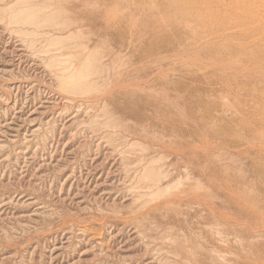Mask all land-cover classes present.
Listing matches in <instances>:
<instances>
[{
	"label": "rangeland",
	"instance_id": "1",
	"mask_svg": "<svg viewBox=\"0 0 264 264\" xmlns=\"http://www.w3.org/2000/svg\"><path fill=\"white\" fill-rule=\"evenodd\" d=\"M167 1L0 0V264L264 263V37Z\"/></svg>",
	"mask_w": 264,
	"mask_h": 264
},
{
	"label": "bare ground",
	"instance_id": "2",
	"mask_svg": "<svg viewBox=\"0 0 264 264\" xmlns=\"http://www.w3.org/2000/svg\"><path fill=\"white\" fill-rule=\"evenodd\" d=\"M157 1V0H156ZM177 1V0H176ZM180 1V5L179 6H181V2H183V4L186 2L187 4H188V6L190 5L191 6V9H189L188 10V6L186 7V5L183 7V4H182V7H183V10H181V9H179V11L180 12H182V13H184L185 15H188V16H190V13L192 14L194 11H196V14H197V16H198V18L199 17H202V13H209L210 15H215V17H221V15L220 14H222V13H230V16L232 17V20L234 19L235 20V22H234V25H237V26H239L238 28L240 29V32L241 33H244L246 36H252V35H261L259 38H257V39H254V42H253V44H256L257 46H262L263 45V43H262V41H261V39L264 37V0H178V2ZM167 2H169V0L167 1ZM172 2V4H174L173 2H175V0L174 1H171ZM171 2L170 3H164L165 5L163 6L164 7V9H162L164 12L165 11H167V9H169V7H170V5H172L171 4ZM200 2V3H199ZM143 3H144V1H143ZM147 2H145V4H146ZM140 4H141V2H140ZM144 4V5H145ZM149 4V3H148ZM147 4V7L148 6H150L151 7V5H148ZM152 4V3H151ZM163 4V3H162ZM176 4V3H175ZM175 4H174V6H175ZM178 4V3H177ZM176 4V5H177ZM155 5V4H154ZM189 6V7H190ZM150 7H148V8H150ZM152 7H154V8H156V5L155 6H153L152 5ZM161 7V6H160ZM176 7V6H175ZM187 8V10L186 9H184V8ZM153 8V9H154ZM172 8V7H171ZM152 11H153V9L152 8H150ZM156 9H158V7L156 8ZM173 11L175 10V9H172ZM156 11V10H155ZM154 11V12H155ZM159 11V10H158ZM171 10H169V12H170ZM179 11H174V13H176V14H180V12ZM190 11V13L188 14V12ZM160 12V11H159ZM168 13V12H167ZM172 13V12H171ZM226 13V15H228ZM166 14V13H165ZM170 14V13H169ZM169 14H167L168 16H169ZM86 16V15H85ZM154 16H155V14H154ZM84 17V16H83ZM87 18H89L88 16H86ZM173 17H175V15H173ZM179 17H182V16H179ZM186 17V16H185ZM230 17V18H231ZM169 18V20H170V17H168ZM168 18H164L165 20H163V24H160V26L162 25L163 27H165L166 26V24H167V27H174V25L176 24V28L179 30V26H181V23L179 22V19H176V20H178V22L177 23H175V22H173V23H170L169 22V20H168ZM175 18H177V16L175 17ZM191 18V17H190ZM203 18V17H202ZM201 18V19H202ZM214 18V17H213ZM222 18V17H221ZM83 19V18H82ZM86 19V18H85ZM93 19V18H92ZM149 19H150V17H149ZM163 19V18H162ZM188 19V18H187ZM192 19H194V18H192ZM224 19V18H223ZM225 19H227V18H225ZM224 19V20H225ZM88 20V19H87ZM194 20H196V19H194ZM199 21H200V19H198ZM204 20H206V19H204ZM216 20V19H215ZM231 20V21H232ZM233 20V21H234ZM90 21H92V20H89V23H90ZM182 21V20H181ZM218 21V20H217ZM230 21V22H231ZM219 22V21H218ZM225 22V21H224ZM87 23V22H86ZM175 23V24H174ZM250 24H253V26H254V31H251V30H249L250 29ZM81 25V24H80ZM84 25V24H83ZM89 25V24H88ZM223 25V24H222ZM111 26H114L115 27V33H114V37L116 38V41H120V37H121V34H122V27H121V25H117L116 26V24H114V25H111ZM225 26V25H224ZM232 26H233V24H232ZM113 27V28H114ZM231 27V26H230ZM76 28V27H75ZM160 28V27H159ZM225 28V27H224ZM233 28V27H232ZM111 29V28H110ZM110 29H108V30H110ZM182 30H183V27L181 28ZM229 29V28H228ZM114 30V29H113ZM226 31H227V29H225ZM134 31V30H133ZM229 32H231V31H229ZM237 32V31H236ZM235 32V33H236ZM143 33V32H142ZM229 33H226V35H228ZM231 34V33H230ZM225 35V33H224V38H228L227 36ZM232 35V34H231ZM141 37V35H139V38ZM114 38V39H115ZM229 38H231V37H229ZM250 38V37H249ZM150 39V38H149ZM152 39V38H151ZM226 39H224V40H226ZM148 40V39H147ZM156 40V39H155ZM229 40V39H228ZM152 41H154V40H152ZM227 41V40H226ZM228 42V41H227ZM157 43V42H156ZM215 43V42H214ZM251 43V42H250ZM167 43H162L161 44V46H163V48H165V49H169V46H168V44L166 45ZM253 44H251V45H253ZM172 47H173V44H172ZM151 49H153V47H150V48H142V47H137L136 48V50H135V55H136V57H137V59H140V61H144L145 59H147V60H151L150 59V55L149 54H151L152 52H151ZM149 53V54H148ZM158 59V58H157ZM153 60V59H152ZM156 60V59H155ZM194 60H196V59H194ZM143 66V65H142ZM161 67V66H160ZM133 68V67H132ZM149 68V67H148ZM163 68V67H162ZM165 68V67H164ZM135 69V68H134ZM151 69V68H150ZM147 70H149V69H147ZM164 70V69H163ZM168 70V69H167ZM128 71V70H127ZM143 71V70H142ZM162 71V70H161ZM119 72V71H118ZM117 72V73H118ZM116 73V74H117ZM125 73V72H124ZM115 74V75H116ZM121 74V73H120ZM142 74V73H141ZM114 75V74H113ZM118 75V74H117ZM144 75H147V72L146 71H144ZM155 75V74H154ZM121 76H122V74H121ZM129 76V75H128ZM153 76V75H152ZM117 77L115 76V79H116ZM123 78V77H122ZM132 78H134V77H132ZM149 78V77H148ZM119 79L121 80V77H119ZM135 79H138V78H135ZM147 79V78H146ZM150 79V78H149ZM117 80V79H116ZM116 80H114V81H116ZM120 80H119V82H120ZM141 80V79H140ZM144 80V79H143ZM148 80V79H147ZM124 81V80H123ZM138 81V80H137ZM146 81V80H145ZM139 82V81H138ZM149 82H151V80L149 81ZM131 83H132V79H131ZM134 83V82H133ZM177 84H179L178 82H176ZM124 84V83H123ZM123 84H120V83H118V89H121L122 87H125L126 85H123ZM149 84V83H148ZM174 84V83H173ZM172 84V85H173ZM177 84H176V87H177ZM132 86V85H131ZM136 87H137V84L135 85ZM149 86V85H148ZM113 88V87H112ZM115 88V87H114ZM128 88V87H127ZM138 88H141V87H138ZM145 88V87H144ZM124 89V88H123ZM123 89H122V91H123ZM134 91L135 90H137V89H133ZM116 91V90H115ZM138 91V90H137ZM119 92V91H118ZM121 92V91H120ZM136 92V91H135ZM112 93V92H111ZM110 93V94H111ZM116 93V92H115ZM132 94L133 93H129V92H126V96H129V95H131L132 96ZM134 95V94H133ZM108 96V95H107ZM111 97V96H110ZM113 97V96H112ZM141 99V98H140ZM148 99V98H147ZM192 99V98H191ZM116 100V99H115ZM127 100H128V98H127ZM150 100V99H149ZM151 101V100H150ZM147 102V101H146ZM135 103H136V101H135ZM139 103V102H138ZM145 103V102H144ZM143 103V104H144ZM149 103V102H148ZM150 104V103H149ZM144 105H146V104H144ZM149 106V105H148ZM139 107V106H138ZM147 107V106H146ZM194 107H195V105H194ZM139 110V109H138ZM136 112V111H135ZM138 112V111H137ZM200 113V112H199ZM177 114H178V112H177ZM144 115V114H143ZM181 116V115H180ZM172 119V118H171ZM175 119V118H174ZM179 119V118H178ZM184 119V118H183ZM169 122H171L169 119H167ZM181 120V119H180ZM179 120V121H180ZM185 120V119H184ZM165 121H166V119H165ZM176 121V120H175ZM184 122V121H183ZM164 123V122H163ZM166 123V122H165ZM164 123V124H165ZM185 123H186V121H185ZM167 124H169V123H167ZM179 124V123H178ZM171 126H173L172 124H171ZM169 127V126H168ZM181 127H182V125H181ZM164 128H165V125H164ZM184 128V127H183ZM175 129V128H174ZM173 130V129H172ZM178 130V129H177ZM168 131V130H167ZM166 131V132H167ZM176 131V130H175ZM183 132V131H182ZM168 133V132H167ZM170 133V132H169ZM168 133V134H169ZM172 133H175V132H172ZM183 134V133H182ZM163 144V146H164V144L165 143H162ZM172 144V143H171ZM173 145V144H172ZM171 145V146H172ZM194 145V144H193ZM196 145V144H195ZM171 146H169V147H171ZM173 147V149L175 148L174 146H172ZM252 147V146H251ZM166 148V150H167V147H165ZM178 148V147H177ZM163 149H164V147H163ZM178 150V149H177ZM164 151V150H163ZM179 151V150H178ZM182 151V150H181ZM196 152V151H195ZM194 152V153H195ZM190 153V152H189ZM187 154V153H186ZM193 154V153H192ZM183 155V154H182ZM185 155V154H184ZM194 155V154H193ZM198 155V154H197ZM187 156V155H186ZM197 201L200 203V204H202V201L200 200V199H197ZM211 209L212 210H215V209H213L212 207H211ZM210 210V209H209ZM218 211V210H217ZM216 213V212H215ZM243 213H245V210H244V212ZM219 215V214H218ZM222 214H220L219 216H221ZM242 215V214H241ZM223 216H224V214H223ZM228 216V215H227ZM227 216H225V217H227ZM231 216V215H230ZM243 216V215H242ZM218 217V216H217ZM234 217V216H233ZM244 217V216H243ZM246 217V216H245ZM223 218V217H222ZM239 218H241V217H239ZM227 219H229V218H227ZM222 220H224V219H222ZM226 221V220H225ZM231 221V220H230ZM239 221V220H238ZM224 222V221H223ZM240 222V221H239ZM228 223H230V222H228ZM242 223V222H241ZM231 224H232V222H231ZM234 225H236L235 223H233ZM243 224V223H242ZM242 224H241V226H242ZM244 224H246V222L244 223ZM243 224V225H244ZM238 225V224H237ZM243 249H248V248H254V246H252V245H250L249 243H243L242 244V246H241ZM224 250V249H223ZM226 250H227V248H226ZM234 250V249H233ZM233 252H235V251H233ZM232 252V253H233ZM245 252V251H244ZM237 253V252H236ZM234 257V256H233ZM226 260H229V258H225ZM230 259H231V257H230ZM234 260H235V262L236 263H238V264H241L240 262H247V264H251V260L249 259V257L248 256H244V255H239L238 257H234L233 258ZM232 260V259H231ZM262 261V260H261ZM264 264V263H263Z\"/></svg>",
	"mask_w": 264,
	"mask_h": 264
}]
</instances>
